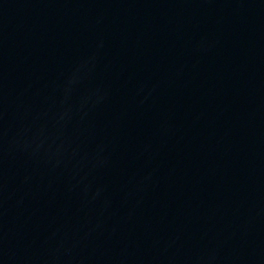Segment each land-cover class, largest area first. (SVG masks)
Listing matches in <instances>:
<instances>
[{"label": "water", "instance_id": "obj_1", "mask_svg": "<svg viewBox=\"0 0 264 264\" xmlns=\"http://www.w3.org/2000/svg\"><path fill=\"white\" fill-rule=\"evenodd\" d=\"M0 264H264V0H0Z\"/></svg>", "mask_w": 264, "mask_h": 264}]
</instances>
